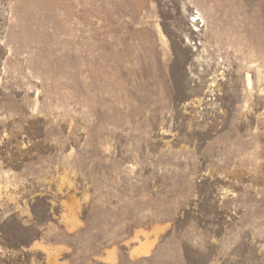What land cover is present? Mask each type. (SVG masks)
I'll return each mask as SVG.
<instances>
[{
    "label": "rangeland",
    "instance_id": "rangeland-1",
    "mask_svg": "<svg viewBox=\"0 0 264 264\" xmlns=\"http://www.w3.org/2000/svg\"><path fill=\"white\" fill-rule=\"evenodd\" d=\"M0 264H264V0H0Z\"/></svg>",
    "mask_w": 264,
    "mask_h": 264
}]
</instances>
